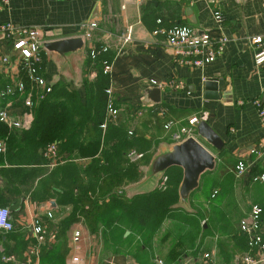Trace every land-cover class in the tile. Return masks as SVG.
I'll return each mask as SVG.
<instances>
[{
    "label": "crops",
    "instance_id": "obj_1",
    "mask_svg": "<svg viewBox=\"0 0 264 264\" xmlns=\"http://www.w3.org/2000/svg\"><path fill=\"white\" fill-rule=\"evenodd\" d=\"M215 9H219L224 16L220 27L212 16ZM158 18L165 26L188 22L212 36L225 35L228 41L215 60L201 67L177 64L162 37L151 33ZM89 21H95L97 26L90 40L83 39L82 48L60 54L43 46L44 42L51 40L82 37L83 24ZM7 22L17 27L38 29L43 54L41 76L46 85L50 89L73 90L82 103L86 100L85 83L95 75L86 70L87 49L93 44L108 45L112 61L109 86L118 114L109 116L105 112L102 123L105 126L101 124L103 133L108 124H124L128 131L136 130V134L144 132L146 138L154 137L157 142L155 154L177 142L172 134L190 116L195 115L199 121L208 122L223 141L221 149H216L201 139L215 156V168L209 172L217 177L215 190L218 191V199L211 206L203 203L198 186L189 195L188 208H182L199 212L204 236L211 240L206 244L205 239L204 243L203 237H199L195 242L199 245L197 254L193 256L192 249H189L190 255L184 256L179 264H200L203 252L212 254L214 264H238L247 248L242 247V239L235 237L233 232L241 233L239 220L248 214L254 204L262 208L264 232V184L252 180L253 175L264 172V125L252 102L254 99L264 101V64L259 67L254 65L255 48L250 42L251 37L264 31V0H9L7 6L0 7V24ZM128 26L133 28L132 38L123 44L120 36ZM0 51L10 59L8 64L0 61L1 90L5 84H13L19 72L18 52L13 49L12 40L3 34H0ZM150 80L162 85L159 87V105L171 108L174 111L172 116H180L172 117L174 123L168 129H164L162 123H152L145 116L150 108L142 103L145 91L157 87L151 86ZM169 80H181L184 87H171ZM38 92L36 105L46 94L40 89ZM20 100L21 96H10L7 100L0 99V105H8L16 111ZM30 112L31 119L26 127L12 129L20 132L30 130L34 119L32 108ZM1 152H5V144ZM59 157V165L74 162L85 167L92 160L91 156H71L67 152ZM10 159L0 160V206L9 208L14 225L10 231L0 229V253L2 255L5 249L6 253H12L17 258L9 264H70L72 254L79 252L83 264H155L173 242V238L168 237L161 244L160 236L147 241L144 235L131 230L125 234V222L114 221L110 224L111 228L123 227L119 238L123 244L118 251L91 262L84 254V237L88 231L82 220H77L68 231L69 249L65 255L61 253L59 241L36 246L31 229L33 217H45L47 212H51V225L57 230L60 220L69 214L71 205L58 202L46 191L33 192L39 179L54 169L48 166L46 158L45 164L31 165L33 169H39V173H34L29 179L27 161ZM238 160L248 164L246 172L240 176L234 170ZM165 172L161 179L166 177ZM140 191L146 190H138L137 193ZM75 230L81 233L79 252L72 245ZM34 248L39 254L35 261L22 262V257ZM21 252L22 259L18 258Z\"/></svg>",
    "mask_w": 264,
    "mask_h": 264
},
{
    "label": "trees",
    "instance_id": "obj_2",
    "mask_svg": "<svg viewBox=\"0 0 264 264\" xmlns=\"http://www.w3.org/2000/svg\"><path fill=\"white\" fill-rule=\"evenodd\" d=\"M176 23L194 27L188 22ZM157 25L156 23V27ZM104 59L110 60L111 54L102 53L95 60L86 59L87 72H94L95 75L85 83L84 103L80 102L78 94L73 90L51 88L37 105L35 96L32 106L34 119L30 130L20 132L0 122V141L5 142V152L0 151V160L4 158L10 161L13 157L19 161H27L26 173L29 179L34 173H39V169H33L31 165L46 163L43 152L48 144H56L58 156L67 152L71 156L92 157L91 162L85 167L78 166L74 162L59 165V162L49 174L39 179L33 191L35 194L46 191L58 202L71 205L69 214L60 220L56 230L55 242L59 241L63 255L69 249L68 231L77 220H82L88 233H93L99 227L112 229L110 224L114 221L128 219L126 230L133 231V226L143 227L148 233L143 234L144 238L150 241L158 235V231L167 220L171 219L173 225L165 227L164 232L158 235L161 244L164 239L173 238V242L168 245L161 259L165 264H179L184 256L190 255L189 249H192L193 256L197 254L199 245H195V242L199 237L202 238L205 232L203 224L200 223L201 215L199 212L186 211L177 206L178 186L182 178V170L177 166L168 168L164 174L166 179L169 178L167 188L139 192L131 198L119 194L120 187L127 186L125 178L129 180L130 173L136 174V180H139L141 171L155 152L154 147L157 142L153 140L154 137L146 138L144 132L136 134V130L128 131L124 124L117 126L108 124L104 133L102 132L101 124L108 104L106 89L110 85V76L102 72ZM42 66L43 54L38 66L40 74ZM18 77L27 81L25 68L19 70ZM8 84L0 90L2 100L12 96L1 94ZM112 106L116 108L114 100ZM1 107L4 105H0ZM160 107L166 108L164 115L151 112L148 108L145 116L152 123H162L164 128L166 122L174 121L172 117H180L172 116L174 111L168 106ZM133 148L139 152L149 150L150 154L146 158L143 153L142 158L132 161L127 157V153ZM95 182H99L98 188L92 193L90 189ZM217 185L215 174L209 171L202 174L197 190L200 191L203 203L211 206L217 201L218 191L215 190ZM240 232L233 233L235 237L239 236L242 239V247L245 246L246 251H249L248 236L241 230ZM4 254H7L5 249L2 255ZM21 255L22 252L18 258L22 259ZM9 263L13 262H7Z\"/></svg>",
    "mask_w": 264,
    "mask_h": 264
},
{
    "label": "built area",
    "instance_id": "obj_3",
    "mask_svg": "<svg viewBox=\"0 0 264 264\" xmlns=\"http://www.w3.org/2000/svg\"><path fill=\"white\" fill-rule=\"evenodd\" d=\"M9 0H0V7L7 6ZM213 19L218 27L222 26L224 16L219 9H215L212 13ZM158 24L152 30V35L162 37L163 42L171 50L175 63L187 65L190 67H201L204 64L215 60L224 50L228 41L227 36L218 35L212 36L207 31L197 29L189 24L173 23L169 26L162 24L161 19H157ZM95 21H89L83 24L84 32L82 38L86 41L92 38V33L96 28ZM132 26H128L120 36L123 44L129 42L132 38ZM0 34L7 36L12 40V47L18 52L17 64L18 72L21 68H25L27 81L17 77L13 84H8L6 89L1 93L4 95L21 96L19 107L16 111L9 108L8 105L0 108V122L6 124L8 128H23L26 127L31 119L30 109L34 104V98L39 89L45 93L50 91L41 76L38 66L42 61L41 45L42 40L37 28L17 27L11 22L0 24ZM251 44L254 46L253 63L256 67L264 64V31L250 38ZM109 47L106 44H93L87 49V56L95 60L99 54L109 53ZM9 57L0 51V61L8 64ZM112 67L111 60L102 61V72L110 76ZM169 86L174 88H183L184 83L181 80H169ZM151 86L162 87L155 80H150ZM108 96V104L106 112L109 116H116L118 110L112 106V89L109 86L106 89ZM253 104L256 107L257 115L260 122L264 125V101L254 99ZM151 112H157L164 115L166 109L159 105H148ZM141 112V111H140ZM139 112V113H140ZM199 119L197 116H190L186 123L180 125L178 130L172 134L175 141H180L188 137H193L202 143L199 134L197 133L196 125ZM174 121H168L164 124V128L168 129ZM104 127L105 125L102 124ZM203 144V143H202ZM4 149V142L0 141V151ZM44 157L48 162L49 167H55L59 162L57 155V146L55 143L48 144L43 152ZM127 156L130 160H138L143 157V152H138L134 149L129 150ZM248 164L246 161L238 160L234 166L235 173L240 176L246 172ZM252 180L264 184V172L252 176ZM166 177L160 181L163 186ZM53 215L47 212L45 217L34 216L31 222L32 235L35 238L36 246L44 243L55 241L56 230L49 222L52 223ZM262 208L254 204L251 206L248 214L239 220V229L248 236L249 251H246L239 258L238 264H259L264 263V232L262 230ZM13 221L11 219L10 210L7 206H0V229L10 231L13 229ZM81 240V233L75 230L72 234V244L74 250L79 252L80 245H77ZM38 250L34 248L30 253L23 256L25 263H33L38 257ZM16 256L12 253H7L2 256L5 262H15ZM70 264H83V258L79 253H74L71 256ZM155 264H165L158 258ZM182 264H190L188 262ZM200 264H214L212 254L203 252L201 254Z\"/></svg>",
    "mask_w": 264,
    "mask_h": 264
},
{
    "label": "water",
    "instance_id": "obj_4",
    "mask_svg": "<svg viewBox=\"0 0 264 264\" xmlns=\"http://www.w3.org/2000/svg\"><path fill=\"white\" fill-rule=\"evenodd\" d=\"M83 44V38L77 36L44 42L43 46L49 51L65 54L82 48ZM145 92V99L142 103L159 105L161 97L159 87L148 88ZM196 128L200 138L207 145L221 149L223 141L206 120H200ZM215 162V156L204 144L193 137H188L175 142L171 148L156 152L146 168L144 177L137 183V186L139 188L140 186L144 187L145 184H153L168 168L180 167L182 178L178 186V204L180 207L188 208L190 193L199 186L202 174L215 168ZM51 204L54 205L53 202ZM127 233L126 230L125 234Z\"/></svg>",
    "mask_w": 264,
    "mask_h": 264
},
{
    "label": "rangeland",
    "instance_id": "obj_5",
    "mask_svg": "<svg viewBox=\"0 0 264 264\" xmlns=\"http://www.w3.org/2000/svg\"><path fill=\"white\" fill-rule=\"evenodd\" d=\"M133 149L138 151L135 148H133ZM142 152L144 153V155H146V158H147L148 154H150L149 150H144ZM150 160H151V158L149 159L148 163L145 164V166L143 168V171H141V173L139 175V180L138 181L136 180L137 179V175L136 174L133 175V174H131L129 172L130 176H128V177L130 179L128 180L127 178H125L127 186H123L122 188L120 187V189L118 190L119 194H125V196L127 198H131L132 196H134V194H136L138 192V190H141V189L142 190L145 189L146 191H149V190H152L154 188L164 189V188H167L169 186V178L166 179V181L164 182L163 186H161L160 185L161 177H158L154 181L153 184H145L144 187L140 186L138 188L137 183L140 182L141 179L144 177V171H146V168H147ZM133 161H135V160H133ZM130 162H132V161H130ZM98 183L99 182L92 183V186H91V189H90L92 193L96 192V190L98 188ZM177 206H179L178 202H177ZM125 220H124V218L121 219V221H124L125 225L127 226V224H129L127 222L128 219H125ZM200 220H202V219H200ZM208 221H209V219L207 220V222ZM172 223H173V221L171 219L167 220V222L158 231L159 232L158 235H161V233L164 232L165 227L170 226ZM133 227H132L133 232L137 233L138 235H143V234L146 235V234H148L147 230L145 228H143V227H140V226H135L134 228ZM122 230H123V227H118L116 229L115 228L103 229L102 227H99L96 230V232L87 233L85 235V237L83 236L84 238H86V243L84 244V247H85L84 254H85V257L87 258V260H89L91 262L96 261V260H100L104 255H106L108 253L118 251L120 249L121 245L123 244L119 240V238L121 237ZM202 237H203L202 241L204 242V239H205L206 244L208 243V240L209 241L211 240L208 237H205V236H202ZM72 245L74 246V244H72ZM77 245H80V249H81V241ZM2 256L3 255L0 256V264L7 263V262L2 260Z\"/></svg>",
    "mask_w": 264,
    "mask_h": 264
}]
</instances>
